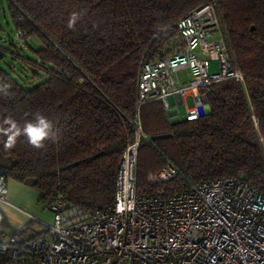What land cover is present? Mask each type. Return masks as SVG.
Instances as JSON below:
<instances>
[{
  "label": "trees",
  "instance_id": "1",
  "mask_svg": "<svg viewBox=\"0 0 264 264\" xmlns=\"http://www.w3.org/2000/svg\"><path fill=\"white\" fill-rule=\"evenodd\" d=\"M6 1L15 38L31 37L40 46L27 45L32 56L13 42L12 50L4 48L10 55L0 51L6 64L0 85H10L7 95L0 93V167L6 179L35 189L42 208L58 194L88 210L103 207L112 201L122 153L134 138L137 65L142 57L172 53L179 43L175 21L203 0ZM217 3L242 80L212 83L208 111L192 120L169 122L158 101L140 105L136 181L142 192L164 187L148 176L170 162L179 170L170 190H185L188 179L235 176L264 194V0ZM15 63L29 70L25 83L36 82L18 81ZM36 112L59 134L39 149L18 134Z\"/></svg>",
  "mask_w": 264,
  "mask_h": 264
},
{
  "label": "built area",
  "instance_id": "2",
  "mask_svg": "<svg viewBox=\"0 0 264 264\" xmlns=\"http://www.w3.org/2000/svg\"><path fill=\"white\" fill-rule=\"evenodd\" d=\"M217 2L203 0L175 21L179 43L172 53L140 59L134 138L122 153L112 201L88 210L55 195L43 208L53 213L50 224L30 215L43 226L36 234L27 236L21 229L0 233V264H264V194L246 180L188 179L185 190H170L166 187L179 170L167 162L148 176L164 187L142 192L136 181L137 147L144 137L138 117L142 103L158 101L180 120L181 102L185 119L192 120L208 111L212 83L242 80ZM210 61H217L216 71H209ZM169 96L176 97L174 107ZM6 196L0 167V203L12 205Z\"/></svg>",
  "mask_w": 264,
  "mask_h": 264
},
{
  "label": "rangeland",
  "instance_id": "3",
  "mask_svg": "<svg viewBox=\"0 0 264 264\" xmlns=\"http://www.w3.org/2000/svg\"><path fill=\"white\" fill-rule=\"evenodd\" d=\"M15 27L11 20L10 9L8 7V3L6 0H0V51H4V48H11L10 42H13L18 48L22 49V53L24 55L32 56L33 53L29 49H27V45L37 47L40 46L37 39L27 38L26 40L23 39H16L15 38ZM178 39V38H177ZM38 43L37 45L35 43ZM27 43V44H26ZM5 54L10 55L8 52L4 51ZM10 57L6 56L3 57L4 61L10 63ZM0 58V65L5 67ZM8 59V60H7ZM13 63V61H11ZM15 69L18 72L16 74H12L18 81L24 83L23 85L26 87L28 84L32 85L36 82V80L28 79L25 83V76H29V70H20L19 63H15ZM218 69L217 61H210L209 71L213 72ZM21 71V72H20ZM25 71V72H22ZM184 71L180 72V76H183ZM22 78V80H21ZM168 104L170 106L174 105V100L170 96L168 97ZM178 112L180 115V119L185 118V108L183 104H178L177 106ZM167 113V112H166ZM168 121L175 120L171 115L167 113ZM176 121V120H175ZM6 186H7V196L6 199L12 205H5L3 204L0 208V222L5 224L6 231L9 233L15 232L19 227L23 226L24 234L27 236H31L36 234L37 231L43 228L42 223L38 222V220H34L30 217V215L36 216L40 221L44 223L50 224L53 219V213L50 211L43 210L42 206L38 202L37 199V192L27 183H22L15 181L12 178L6 179ZM161 187V186H160ZM159 186L157 188H160Z\"/></svg>",
  "mask_w": 264,
  "mask_h": 264
},
{
  "label": "clouds",
  "instance_id": "4",
  "mask_svg": "<svg viewBox=\"0 0 264 264\" xmlns=\"http://www.w3.org/2000/svg\"><path fill=\"white\" fill-rule=\"evenodd\" d=\"M9 87L10 85L7 84L0 85V93L7 95ZM18 134H23L27 142L37 149L44 147L45 141L56 142L59 139L58 130L54 123L40 112L34 113L32 120L25 121Z\"/></svg>",
  "mask_w": 264,
  "mask_h": 264
},
{
  "label": "crops",
  "instance_id": "5",
  "mask_svg": "<svg viewBox=\"0 0 264 264\" xmlns=\"http://www.w3.org/2000/svg\"><path fill=\"white\" fill-rule=\"evenodd\" d=\"M184 75V74H183ZM179 76H180V72H179ZM182 76V75H181ZM170 97V96H169ZM172 98H173V100H174V105H175V102H176V97H174V96H171ZM185 101L186 102H188L189 104H191V102H192V98L190 97V96H188L187 98H185ZM178 104H182L181 102H179ZM174 105L173 106H170V107H174ZM178 106V105H177ZM184 106V105H183ZM178 109V108H177ZM168 113L169 115H171V111H165V113ZM167 113H166V115H167ZM177 121V120H176ZM169 122H175V120H173V121H170L169 120ZM4 203H0V208L2 207V205H3ZM5 205H7V204H5ZM24 226V225H23ZM23 226H18L19 228L17 229V230H19V229H21ZM6 226H5V224H3L2 222H0V233L1 234H7V233H9V232H7L6 231ZM16 230V231H17ZM23 233H24V230H23Z\"/></svg>",
  "mask_w": 264,
  "mask_h": 264
}]
</instances>
